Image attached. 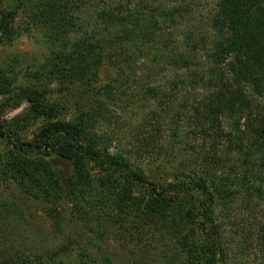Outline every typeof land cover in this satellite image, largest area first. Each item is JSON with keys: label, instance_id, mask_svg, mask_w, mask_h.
<instances>
[{"label": "trees", "instance_id": "trees-1", "mask_svg": "<svg viewBox=\"0 0 264 264\" xmlns=\"http://www.w3.org/2000/svg\"><path fill=\"white\" fill-rule=\"evenodd\" d=\"M136 1L99 0L85 28L68 6H44L42 16L57 34L50 41L48 66L58 72L59 81H87L93 69L114 64L118 78L106 88V96L111 103L127 97L140 104L138 145L133 151L110 153L106 135L97 133L103 123L111 122L108 101L82 111L75 124L50 123L36 143L13 137L0 120V143L11 147L13 160L30 151L45 160L15 167L12 181L26 198L43 205L56 230L62 231L65 223L74 228L67 243L46 252L49 264L64 255L90 264L92 256L82 244L87 239L77 234L83 225L124 214L135 201L137 186L148 189L146 206L160 221L159 239L167 247L172 243L175 250L169 264H229L212 206L264 196V105L256 100L264 97V0H216L209 17L212 35L185 32L184 50L190 53L161 61L176 69L172 81L163 86L145 85L138 63L159 57L171 41L170 30L180 27L189 11L177 3L162 11ZM14 14L5 13L1 19L5 35ZM199 53L206 66L190 61ZM40 100L37 94H27L33 110L42 114L46 109ZM167 132L169 140L187 139L186 147L196 155L177 167L170 179L160 174L151 181L131 156H154V144ZM160 149L166 150L164 145ZM54 158L69 163L68 179L49 169ZM237 161L245 176L233 189L238 183ZM159 170L165 172L166 167L160 165Z\"/></svg>", "mask_w": 264, "mask_h": 264}, {"label": "rangeland", "instance_id": "rangeland-1", "mask_svg": "<svg viewBox=\"0 0 264 264\" xmlns=\"http://www.w3.org/2000/svg\"><path fill=\"white\" fill-rule=\"evenodd\" d=\"M96 1L0 0V120L5 130L13 137L36 143L40 131L50 123L75 124L82 111L93 108L99 102L108 101L106 88L114 85L115 79L118 78V71L112 62L93 69L90 73L92 78L81 82L63 83L57 79L58 72L52 71L48 66L51 61L50 41L57 34L52 22L44 20L43 7L68 6V11L74 13L77 19L80 18L79 22L84 27L94 16L99 0ZM139 2L143 7L162 11L177 3L189 11L182 25L170 30L171 41L166 49L159 51V57L154 58L155 62L142 60L138 63L139 75L144 76L145 85L163 86L172 81L176 69H170L161 61L176 58L181 53H190V49L184 50L185 32L197 30L205 32L209 38L212 35L209 17L216 10V0L136 1L137 4ZM5 13H15L10 25L11 31L6 35L1 32V19ZM196 55L198 56L189 58L194 66H206L204 55ZM32 93L41 98L39 103L45 107V113L34 111L33 104L27 101V94ZM256 100L260 105H264V97ZM108 102L112 112L111 122L103 123L97 133L103 137L106 135L111 154H117L121 149L133 151L134 145H138L136 135L142 121V114L137 110L140 104L127 97L122 98L120 102ZM224 123V127L229 131L228 124ZM168 136L167 132V136L164 134L154 144V156L148 155L141 160L136 154L131 156L151 181H155L160 174L164 175V180L170 179L177 167L184 163L189 164L188 160L196 155L195 151L186 147L187 139L183 138V142L178 138L169 140ZM190 143L193 145L195 142ZM161 145H164L166 150H161ZM11 153V147L1 141L0 264H19L20 260L29 261L31 264H49L46 260L49 253L46 252L67 243L74 228L65 223L62 231L56 230L43 205L26 198L12 181L15 167L27 168L43 164V155L30 151L17 155L16 160H13ZM49 161V165L46 164L49 169H55L65 180L71 176L72 168L68 162L59 158ZM240 163L236 162L239 169L238 183L234 182L233 189L239 188V182L243 181L245 176L242 175ZM160 165L166 167L165 172L159 170ZM147 195V187L137 186L135 201L130 203L124 214L101 220L100 224H97L96 220L83 225L84 228L77 235L87 239L83 240L82 244L83 249L90 251V264H169L168 262L174 261L176 254L173 253L175 250L172 243L167 247L159 239V219L151 213L149 215L150 211L146 206ZM212 209L215 223L223 232L228 263L264 264V196L262 199L232 201L224 206L219 204L212 206ZM55 264L79 262L75 255H64L56 260Z\"/></svg>", "mask_w": 264, "mask_h": 264}]
</instances>
